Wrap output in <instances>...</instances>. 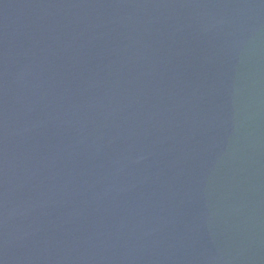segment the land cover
<instances>
[{"label": "water", "instance_id": "1", "mask_svg": "<svg viewBox=\"0 0 264 264\" xmlns=\"http://www.w3.org/2000/svg\"><path fill=\"white\" fill-rule=\"evenodd\" d=\"M0 264H264V0H0Z\"/></svg>", "mask_w": 264, "mask_h": 264}]
</instances>
